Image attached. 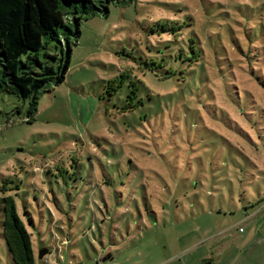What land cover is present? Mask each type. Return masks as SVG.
Here are the masks:
<instances>
[{"label": "rangeland", "instance_id": "374dc122", "mask_svg": "<svg viewBox=\"0 0 264 264\" xmlns=\"http://www.w3.org/2000/svg\"><path fill=\"white\" fill-rule=\"evenodd\" d=\"M72 40L65 80L35 107L0 90L1 264H10L8 194L35 218L37 254L52 242L50 226L59 235L79 225L60 254L81 264L107 251L103 264L264 259V209L255 224L242 209L264 200V0L111 3ZM100 159L113 161L111 183ZM105 202L112 213L101 230L94 217Z\"/></svg>", "mask_w": 264, "mask_h": 264}, {"label": "trees", "instance_id": "16d2710c", "mask_svg": "<svg viewBox=\"0 0 264 264\" xmlns=\"http://www.w3.org/2000/svg\"><path fill=\"white\" fill-rule=\"evenodd\" d=\"M129 1L131 0H0V90L28 100L29 110L35 107L40 93L48 91L51 84L57 85L65 80L73 51L72 37L76 40L80 38L82 20L96 13L107 15L111 3L123 4ZM170 76L166 72L162 77ZM120 82H124L123 78ZM105 87L109 94L117 91V87L112 88L110 82ZM133 93L136 92L132 87L131 94ZM129 100L121 109L132 105L130 94ZM138 103L133 105L134 109L143 104V100L138 99ZM28 116L26 121L32 122L33 117L31 119ZM119 160L122 162L119 163ZM110 162L113 161H101L106 184L111 183L116 175L115 172L107 171L106 166L110 169V165H114ZM116 162L118 169L125 164L122 158ZM55 202L63 210L60 202ZM25 203L27 205V201ZM105 205L106 211L99 205L102 218L94 217L102 222L103 225L96 223L101 230L107 228L112 213L106 202ZM1 209V236L8 248L10 264H36L33 229H37L33 214L26 207L24 214H21L18 202L11 194L1 198ZM242 209L245 210V207ZM72 216L69 215L70 218ZM68 224L71 225V221ZM78 226L70 228L78 230ZM69 237L71 238V234ZM52 249V245L44 244L40 251H45V254L41 258L45 260ZM111 258L112 252H107L105 257L97 259V264H103V259Z\"/></svg>", "mask_w": 264, "mask_h": 264}, {"label": "crops", "instance_id": "0c3cea01", "mask_svg": "<svg viewBox=\"0 0 264 264\" xmlns=\"http://www.w3.org/2000/svg\"><path fill=\"white\" fill-rule=\"evenodd\" d=\"M260 198H262V197H260ZM243 207H245V210H244L245 220H243V221H247V222L250 221L253 224H255L257 222V218L255 216L256 211L258 212L261 208L264 209V200L255 206V207H259V208H255L254 205L247 204V203H244ZM50 214H51V212H50ZM43 218H44V216H43ZM58 220H59V217L58 218L54 217L51 214L52 224H54V222L57 223ZM240 223H241V221H240ZM52 227H54V226L52 225ZM52 227L50 226V231L52 232V235H53L52 236V242L50 243V245L53 246V249H52L51 253H49L47 255V257L44 258L45 260L38 257V254L35 251L37 254L36 264H56V263L62 262L63 260H65V258H67V257H64V258L61 257L62 255L60 253H62V250L65 249L68 244L75 243L73 236L71 234L72 229L71 228L69 229V227L67 225L59 227L61 230V232H59V235L55 234L53 232ZM234 227H235V229L239 230L240 232L244 231V227L241 225H239L237 227L234 226ZM70 234H71V240L69 237ZM65 240H67V241H65ZM60 244H65V248H62L60 246ZM34 248H35V246H34ZM107 252H109V251H107ZM72 256L75 257L76 256L75 253H73ZM52 259H54L56 262H51ZM73 259H74V261H72V259H68L69 260L68 264H81L82 263L80 258L79 259L73 258ZM204 262L210 263V264H248V263L243 262L242 258H237V257L227 258L226 256L222 258V256L217 255V254L216 255L213 254L210 258L205 259L202 263H204ZM256 262L258 264H264V259H262V260L259 259ZM0 264H1V262H0ZM249 264H254V262H251Z\"/></svg>", "mask_w": 264, "mask_h": 264}, {"label": "water", "instance_id": "95a60500", "mask_svg": "<svg viewBox=\"0 0 264 264\" xmlns=\"http://www.w3.org/2000/svg\"><path fill=\"white\" fill-rule=\"evenodd\" d=\"M46 252H47V251H46ZM44 254H45V251H44V252L40 251V254H39L40 258L43 257Z\"/></svg>", "mask_w": 264, "mask_h": 264}]
</instances>
